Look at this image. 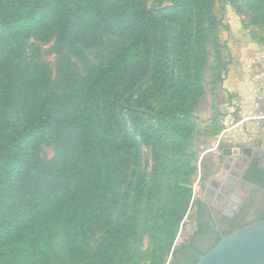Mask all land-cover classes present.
Wrapping results in <instances>:
<instances>
[{
    "label": "trees",
    "instance_id": "16d2710c",
    "mask_svg": "<svg viewBox=\"0 0 264 264\" xmlns=\"http://www.w3.org/2000/svg\"><path fill=\"white\" fill-rule=\"evenodd\" d=\"M217 1L0 0V264L165 263L193 192ZM247 2L264 27V0ZM50 40L54 67L33 57ZM201 230L167 264L193 257Z\"/></svg>",
    "mask_w": 264,
    "mask_h": 264
},
{
    "label": "rangeland",
    "instance_id": "374dc122",
    "mask_svg": "<svg viewBox=\"0 0 264 264\" xmlns=\"http://www.w3.org/2000/svg\"><path fill=\"white\" fill-rule=\"evenodd\" d=\"M166 3L164 1V4ZM151 5L153 4L149 1L148 6ZM251 13L247 0H219L214 5L213 14L218 23L209 33L208 59L203 74L204 94L194 112L196 133L191 148L197 159L194 161L196 173L192 183L193 192L164 264L171 259L172 250L186 243L196 229L195 210L200 200L203 164L212 156L211 153H207L203 157L202 150L211 146L216 131L224 128L220 119L224 116H227V119H237L244 112H250L248 108H242L245 102L256 97H264V27L249 23ZM33 44L37 47L33 57L54 67L56 56L51 52L52 40ZM98 53L99 49L86 50L88 58L93 61ZM217 77L223 79L219 81ZM136 95L137 91L133 93L132 99H135ZM153 102L157 105L158 100ZM44 150L50 153L49 147H44ZM215 152L216 171L224 174L221 151L218 149ZM139 153L140 168L148 171L150 149L141 147ZM168 186L166 184L164 187L163 198L167 195ZM134 247L139 251L149 252L151 248L149 237L141 235Z\"/></svg>",
    "mask_w": 264,
    "mask_h": 264
},
{
    "label": "flooded vegetation",
    "instance_id": "af4514ba",
    "mask_svg": "<svg viewBox=\"0 0 264 264\" xmlns=\"http://www.w3.org/2000/svg\"><path fill=\"white\" fill-rule=\"evenodd\" d=\"M221 155L224 159L222 182L205 180L201 187L195 210V231L198 223L202 230L193 241L190 251L193 257L183 258L182 264H190L194 257H199L215 242L217 236L221 237L231 229L233 222L245 223L264 213V189L244 177L247 173L254 180L259 178L256 171L264 172V153H245L235 149ZM261 179L264 184V176Z\"/></svg>",
    "mask_w": 264,
    "mask_h": 264
},
{
    "label": "crops",
    "instance_id": "0c3cea01",
    "mask_svg": "<svg viewBox=\"0 0 264 264\" xmlns=\"http://www.w3.org/2000/svg\"><path fill=\"white\" fill-rule=\"evenodd\" d=\"M242 108H248L250 112L244 114L237 119L222 117L221 122L224 128H221L218 133L214 135V142L202 150V156L211 153L208 162L203 164L202 169V185L205 180H216L222 182L223 174L216 171L217 152L220 149L228 152L235 149H250L257 153H264V97L252 99V101L245 102ZM225 155V154H223ZM202 185H200L202 187ZM217 191V189H213Z\"/></svg>",
    "mask_w": 264,
    "mask_h": 264
},
{
    "label": "water",
    "instance_id": "95a60500",
    "mask_svg": "<svg viewBox=\"0 0 264 264\" xmlns=\"http://www.w3.org/2000/svg\"><path fill=\"white\" fill-rule=\"evenodd\" d=\"M237 151L250 153L248 148ZM195 264H264V219L221 235L220 240L200 255Z\"/></svg>",
    "mask_w": 264,
    "mask_h": 264
},
{
    "label": "built area",
    "instance_id": "2783aa9c",
    "mask_svg": "<svg viewBox=\"0 0 264 264\" xmlns=\"http://www.w3.org/2000/svg\"><path fill=\"white\" fill-rule=\"evenodd\" d=\"M199 180V179H198Z\"/></svg>",
    "mask_w": 264,
    "mask_h": 264
}]
</instances>
